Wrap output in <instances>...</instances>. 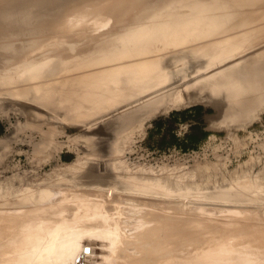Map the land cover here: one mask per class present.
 I'll return each mask as SVG.
<instances>
[{
  "label": "rangeland",
  "instance_id": "rangeland-1",
  "mask_svg": "<svg viewBox=\"0 0 264 264\" xmlns=\"http://www.w3.org/2000/svg\"><path fill=\"white\" fill-rule=\"evenodd\" d=\"M216 1L217 3H222L224 1V4L230 2L228 5H231L232 8L236 5L235 2H237V5L235 6L236 9H230L235 11L236 16L231 19V25L229 24L230 27L228 26L229 30H231L232 25L236 24V21L239 23L241 18L243 19L240 21L241 26L239 23V27H236L237 25L232 27L233 31L235 27L238 28L235 29L234 32L227 30L228 34L233 35V33H235V37L232 46L217 53V64L219 66H216V69L212 68L210 70L214 61L211 62L210 60H207V56H204V59L199 61L198 64H203V66H201L202 68L200 73L202 71L203 73L210 74L217 71L218 74L223 67L239 63L234 68L236 70L232 68L230 69V71L236 72L235 75H238V71L241 73L240 77L237 78V81L240 84L239 95L234 101H229L230 105L226 102L223 96H218L217 101H195V104L191 102L192 104L189 103L187 106H180L181 104H177L165 111L158 112L149 117H139V119L135 120V123L130 122L127 125L123 124L124 126L122 127V123H118L119 121L116 122V119H118L116 117L127 111L130 104L135 106L139 103L133 101L126 106L120 107V105L116 104V101H105V103H108L109 106L106 105L104 109L98 111L97 113L90 114L89 112L91 110L87 109L88 115L91 116V118L85 122L75 118L77 108L72 100V98H74L73 96L75 91H69V88L71 89L74 83L77 82V80L74 82L77 73V76L81 78L84 76V73L89 74V72H97L95 67L98 66H95L96 64L94 63V65L92 62L91 63L93 65L91 66L95 69L90 67L91 71H89V66L86 69L83 68L87 65L88 61L92 60L91 57L88 56L93 57L94 54L97 53V55H99V51H101V49L110 46L112 39H115V36H118V34L120 35L121 32L124 33V30L126 29L127 32L125 31V36L123 37L124 39L126 38V33L128 35L135 34V28L133 27L136 25V27H138V24L143 25L144 21L146 23L150 22L151 20L149 21V19H154L156 13H159L161 9L162 12L164 9H167L164 12L167 11L168 13L166 12V15L170 17L171 15H175L174 20L170 21L169 24L173 25L179 22L181 25L200 30V26H202L203 23L201 24L197 18H200L202 22H206L208 18H212L211 20H214V18H217L221 11H224L222 8L216 9L214 7H208L212 10H208L210 14L205 13V7ZM223 1L168 0L167 2V0H0V206L3 208H0V212H3L0 213L3 215H1L2 217L0 216V218H4L5 220V217L13 212V214L9 216H13L14 218L19 217L18 219H20L18 220L19 222L15 224L17 227V225L20 224V221L21 224H27L26 221L31 222V220H36L35 218L31 219V216H33L31 210L33 209L35 210L36 208L38 209L41 207V210L47 214L50 213L55 208L53 209L49 203H53V200H56L57 202L58 199L59 201L64 200V194H67V197L76 195L77 198L78 196H84L86 192L85 195L95 196L93 193V190H96L94 187L95 185L90 182L83 183L81 186V183L79 182L74 183L75 179V182L78 181V176L76 175L80 174V171L76 169L79 167L71 169V171L69 169V165L76 164V162L79 165L82 163L88 164V162L92 161H89L90 159L97 158L96 155L94 157V154H99L98 152L100 151L97 150H99L100 146L103 148L104 155L102 157L98 156V159L102 158L101 160L104 162L105 159L120 157L119 159L124 161V168L128 173L126 175L129 176L128 178L125 176V180L128 181L129 179L130 181V178L132 177V180L130 181L131 183L129 181L128 182L133 185L136 184L133 189H130L131 191H128V193L138 190L139 188L141 189L146 182H150L149 179L151 180V178L153 179L154 176H156L159 182H154L157 186L154 184L153 188H151L153 189L151 191L154 193L148 192L149 190L144 192V190L140 189L139 192H148L144 195H149L150 193L151 195L149 196L156 194L153 195L155 197H153L154 199L157 197V201L155 200L156 203L160 201L162 203L166 202L165 204L169 206L170 202V206L174 204L173 207H175L179 202L182 204L184 210L185 207L187 209L189 206L187 212H185L186 210L184 211L181 208V205L178 204L176 208L179 209H176V214L174 215L175 212L170 213L173 214V217L184 218L185 216V219H190L191 217L188 218V216L190 215L193 217L196 213L195 210H198L197 212L200 217L204 214L206 216L205 219L207 217L211 218L212 216V218H216L220 223H225L228 219L234 217V212L239 208H256L255 210L259 209V212L262 210L260 213H256L254 210L256 215L260 214L258 215V218H264V173H261L264 171V13L263 15L261 13L262 10L264 11V0L258 1L259 3H254L252 1L245 2V0ZM232 1H234V4ZM162 3H164V6L161 5ZM260 17L262 20L259 19ZM154 20V22H157V19ZM244 20H249L250 23L247 24ZM242 26H244V29H239L243 28ZM213 27L214 25H212V28ZM203 32H205V30ZM227 32L225 35L221 32L220 37L222 36L223 38H226ZM208 38H210L212 42H216L217 34H212ZM79 41H81V43ZM195 43L196 42L193 44ZM190 44L191 43L188 44L189 46H186V44L184 47L179 45L183 48H178L179 46H169L170 48H165V44L161 46V43H156L155 46H152H160L162 50L165 48L163 51L164 54L176 56L175 63L177 62L176 66L177 68H180V65L183 66V62L180 61L181 58H179V55H182L180 53H182L185 47L192 46ZM173 48H177V52H175ZM178 49L181 50L179 54ZM162 50H157L159 55L163 54H160V51L162 52ZM165 50L168 51L166 52ZM174 53H177L178 55H175ZM41 56L44 57V60L35 61L33 59L34 57L37 58ZM81 57H85V59ZM71 59L74 60L72 61ZM49 60L57 61L58 66H52L50 63H47L52 62ZM177 60H179V62ZM220 62H223L222 65L224 66H222ZM109 64L112 65L107 67L105 64L103 65L104 69L100 68V70L107 71L108 74H106V76L113 81L112 78L118 76V67L115 68V61ZM197 65H194L193 69L194 67L196 68ZM187 67L191 69L192 65H188ZM86 70H88V73L85 72ZM100 70L98 69V71ZM82 71L84 73H82ZM70 72H72L73 77L70 76ZM79 73L82 74L79 75ZM262 74L263 76H261ZM207 75L199 76L200 78L197 80L203 79ZM24 76H27L28 79ZM30 76L33 77L34 80H37L38 83H40V86L41 83L42 85L45 84L44 87H39L42 93H46L50 87H53L54 91L59 96H62L63 93L66 94L65 96L67 97V101H64V104H62L63 106L60 108L58 103L56 105L53 103L50 105L51 102L47 103L37 99L33 100L31 97H25L19 94L17 91L18 88L16 87H19L20 91L23 88L30 89L32 86L31 83H33L34 80L33 78L30 80ZM67 76H69V81ZM71 78H73V81ZM26 79L32 82H27ZM71 81L73 84L70 83ZM245 81L248 83L243 84ZM26 83H30L31 86L28 88L29 84H27V87H25ZM23 84L24 87L21 86ZM241 84L243 85L241 86ZM246 85L248 86L247 90ZM257 85L261 86L258 90L255 89V86ZM20 86L23 88L20 89ZM64 86H68L69 88L66 90ZM180 97L182 96H178L177 99H180ZM34 102L42 104L38 105ZM33 103L34 105L32 106ZM47 106H50V108ZM45 107H47L48 110ZM261 107H263V109ZM26 108H29L30 111L29 109L26 111ZM31 109L33 110V113L31 112ZM67 109L68 112L71 109L69 116L64 115L66 114ZM54 110H57V113ZM39 114L42 115L40 116ZM92 117L95 119L93 120ZM107 120L108 122L111 120L110 122L113 123L110 124L109 122L108 124ZM92 121L94 122L93 124H91ZM97 124H99L100 128L103 126V129H101L102 133L100 132V135L98 136L102 145L101 143L92 144L90 141L91 137L95 135L94 133L92 135V133L89 132L92 131V128H94V130L95 128L98 129L99 127ZM108 125H110V127ZM114 125L116 128H114ZM120 126L122 128H120ZM112 129L113 131L116 130V132L114 131L116 134L113 133ZM103 131L107 136L103 133ZM110 132H112V136ZM58 157L61 160L57 161L59 159ZM86 157L88 160H86ZM105 162L103 163L104 166L98 162L97 164L94 163L96 165L93 163H90L89 165H93V171L96 170L94 171L95 174H98L99 171L100 173L104 172L103 174L106 175L114 169H111L113 167L110 163L111 160L110 162H107L109 164V168L108 166H105L107 164H105ZM94 166H98V168H100L97 170V167L95 168ZM106 167L109 172L108 170L105 171ZM135 167L137 169H135ZM133 169L136 171H133ZM119 170L123 173V167ZM67 171L69 176L72 175L71 177H69L68 174H64ZM61 172L65 175V177L62 176L65 179L61 178ZM69 172L74 173L70 174ZM140 172L142 174L144 172L146 173H144L145 175H141ZM113 173L115 174L118 172L113 171ZM134 175L136 177L138 176L137 179ZM66 176L69 177V179ZM168 176L172 178V183L175 185L170 182L174 188L171 186L172 192L167 191L166 193L167 188L170 186V183L166 180L171 181ZM141 177H143V181L140 180ZM35 178H37V180ZM133 178L135 180H133ZM175 178L178 179L176 180ZM174 179L177 184L174 183ZM138 181H142V183L140 182L142 185ZM144 181L146 182L144 183ZM165 181L167 182V185ZM227 182L228 184H225ZM30 183L32 185H29ZM69 184L71 187H69ZM84 184L85 186L82 187ZM159 184L161 189H157ZM241 184L246 187H240L242 186ZM43 185L44 187L46 186V188H43ZM7 186H9V189L10 186L13 187L11 189L16 194L11 193V196L12 194L13 197L14 195L15 197L18 196V199H15L14 197V200H12L13 197H11L12 199L8 201L10 195L9 193H6L8 192ZM35 186H38L36 188L37 190L39 189L38 191L35 190ZM40 186L42 188H40ZM48 186H51L52 188H47ZM56 186L57 188L59 186L61 187L58 189L54 188ZM23 187H25L24 190L28 187L30 192H39L40 190L50 189L53 196L46 199L31 198L23 201V195L18 192L21 191L20 189ZM28 188L25 191L22 189L23 191L21 192L23 194L26 193V191H29ZM30 188L33 189L31 190ZM60 188L65 190L62 191ZM69 188H72L71 191ZM75 188L77 189L75 190ZM78 188H81V191L80 189L78 190ZM82 188H86V191L84 189L83 191ZM87 188L89 189V194H87ZM171 188H169V190H171ZM15 189L17 192H15ZM155 189L156 191L160 190V194L165 191V193L163 192L165 196L162 194V197L159 194L161 196L160 197L158 192L154 191ZM240 190L243 191L241 192ZM81 192L82 195L80 194ZM170 192L172 194H168ZM68 193L72 195H68ZM142 194L138 193V195ZM221 194H225V197L221 196ZM138 195H136V197ZM166 195H168V197L176 195L174 197L179 196V198H185H180V200H178V197H172L173 199H169ZM1 196L5 197L2 198ZM58 196L63 197L64 199H61ZM143 197L144 196L142 195V197L138 198L144 199L146 196L144 198ZM164 197L166 198L164 199ZM197 197H199L200 200L197 201L196 199H199ZM167 198L172 201H168ZM1 199L5 202H2ZM158 199L160 201H158ZM125 200L131 199H123V202H125ZM182 200L186 203L184 204ZM65 201H63V203L68 204L69 201ZM8 202L12 203H9V206H7ZM20 202H23L21 203L23 205L19 204ZM24 202H29L32 209L31 206L27 203L24 204ZM31 202L34 205H32ZM39 202L41 203L39 204ZM5 203L7 204L4 205ZM42 203H44L45 206ZM47 205L49 207H47ZM196 205H199L197 206V209ZM4 207L5 211H3ZM18 207L22 210L18 209ZM23 207H25V209ZM44 207H46V209L48 208V212L44 210ZM27 208L31 211H29L31 214L26 211L27 214L25 213L22 215L21 211L28 210ZM201 208L203 210H201ZM189 209L191 210L189 211L190 213L188 212ZM199 209L201 212H199ZM115 210H117V208H115L114 211ZM177 210H179V212L183 211L182 214H178L179 212ZM206 211L207 213H205ZM209 211L213 212L209 213ZM227 211L228 213H226ZM19 212L21 215H19ZM184 212L185 214L188 213V216L185 215ZM191 212L193 215H191ZM15 213H17L18 217L17 215L14 216ZM46 213H43L44 216H50L52 214V212L50 215H47ZM66 213L67 215H70V213ZM198 213L195 214L193 218H196L195 216H197ZM5 214L7 215L5 216ZM25 215L30 217L31 220ZM9 216H7L8 220L10 219L11 221L12 219V221H14L13 217ZM21 216H23V218H21ZM24 217L27 219L25 221L26 223L23 222V219H25ZM1 219L0 221L5 224L1 225L0 222V226H2L0 228L1 230L6 228L5 230H2V232L8 231V233L5 232V234H3L0 230V235L3 234L0 238V252L1 250H4L3 252L6 253L5 249H8L9 251H7L11 252H7L6 255L4 253L1 255V252L0 255L3 257L0 256V263L14 264L13 259L16 251L10 242L18 241L22 238L25 226L23 224L19 225L21 228L17 227L16 230H18V234L12 221H4L3 219L2 221ZM44 220H46L45 217ZM13 226L15 228H12ZM53 229H55V227ZM10 230L14 232L16 231V234H13ZM81 237L82 238H80V241L78 242V248L80 251H74L75 253L73 254L74 264H109L107 256L111 251L109 247V243L111 242L108 238L102 237L101 235H93L95 238H92V235H89L88 232L84 233ZM190 240H193V238H190ZM221 241L228 243L230 246L234 244V241L229 242L228 239H222ZM6 243L12 246H6ZM235 246L236 245L234 244V247ZM82 251L84 252L82 253ZM50 256L64 259L67 254L59 252L57 254L53 253ZM79 257L80 259H78ZM7 258L9 260H7ZM4 259H6L5 262ZM32 264H39V257L35 258V260L32 261Z\"/></svg>",
  "mask_w": 264,
  "mask_h": 264
},
{
  "label": "bare ground",
  "instance_id": "bare-ground-1",
  "mask_svg": "<svg viewBox=\"0 0 264 264\" xmlns=\"http://www.w3.org/2000/svg\"><path fill=\"white\" fill-rule=\"evenodd\" d=\"M220 1H223V0H220ZM247 1H252L255 3V2H258L260 0H245V2H247ZM167 2H168V0H167ZM232 2L234 4V1H232ZM232 2H231V4H232ZM229 3L224 4V1L222 3H217V1H216L210 5H207L205 7V13H209L208 10H212L208 7H214L216 9L222 8L224 11H221L219 13V15L217 16L218 19L214 18V20H211L212 18H208L206 20V22H202L200 18H197V20L200 21L201 24L203 23V25L200 26L201 27L200 30L193 29L192 27H188L185 25H181V24H179V22L175 23L173 25L169 24L170 21L174 20L175 15L174 16L171 15V17H170V16L166 15L168 13L167 11H166L167 13L164 12L167 9H164V11H163L164 13L161 11L162 10L161 9L159 13H156V16L154 18V19H157V22H154L155 20L151 18V19H149V21L151 20L150 22L146 23L144 21V24L143 25L138 24V27H136L137 26L136 24H135L136 26L133 25V26H135V27L132 26L133 28H135L134 29L135 34L128 35L126 33L125 39L123 37L125 36L124 34H125V31L127 32V29L124 30V33L121 32L122 34L120 33V35L119 34H118V36L116 35L115 36L116 38L112 39L111 45L108 47H105L104 49H101V51H99V55H97L98 54L97 53V54H94L93 57L88 56V57H91V59L93 61L92 60L88 61L87 65H85L83 68L86 69L89 66L88 70L91 71L90 67H92L91 65H93L95 63L96 65L95 64L94 65L98 66V67L94 66L97 69L96 73L95 72H92V73L89 72V74H86L82 71V73H84L83 74L84 76L81 78L77 76L78 75V73H77L76 79H74L75 80L74 82H76V80H77V82H76L77 84L74 83V85L72 87L70 86L71 89L68 86H64L66 88V90H67V88H69V91H75V94L73 96L74 98H72V100L74 101V104L77 108L75 118L77 120H83L85 122L86 120L91 118V116L88 115L87 109L91 110L89 112L90 114L91 113H97L98 111H101L102 109H104L106 105L109 106L108 103H105V101H108V102L116 101V104L120 105V107L126 106L127 104H129L133 101H135L136 103H139L138 105H135V106L130 104L129 109L127 111H125L124 113H122L121 115H118V117H116L119 120L116 119L117 121L116 120L115 121L116 122L119 121L118 123H122V125L120 124L122 127L124 125L129 124L130 122L135 123V120L139 119V117H145V118L149 117V116L156 114L158 112L165 111L166 109H168L174 105H177V104H181L180 106H185V105L187 106L191 102L195 104V101H197V102L198 101H210V100L217 101L218 96H223L224 99L226 100V102L230 105L229 101H231V102L234 101L239 95L240 84L238 83L237 78L240 77V74H241L238 71V75L237 74L235 75L236 72L230 71V69L231 68L234 69L239 63H234L230 66L223 67V69H221L218 74H217V71H215V72L210 73V74L207 73L208 75L206 73H203L202 71L200 73V70L202 68L201 66H203V64L202 63H201V65L198 64L199 61L204 59V56H207V60H210L211 62L214 61L213 64L211 65V68L209 67L210 70L212 68H215L216 66H219L217 64V53L219 51L225 50L226 48L232 46L233 41H234V37H235V35H234L235 33H233V35L228 34L227 30L230 32L231 31L234 32L235 29H238L236 27H239L238 24L240 23V21L243 18H241L239 23H237V21H236L235 25H237V26L235 27L234 31H233L232 27L235 25H232L231 30H229V27L231 25L230 21L233 17L236 16L235 11H232V10L236 9L235 6L237 5V2H235L236 5L233 8L231 7V5H228ZM233 4H232V6H233ZM161 5L164 6V3H162ZM261 7H262V5H261ZM263 8H264V6H263ZM230 9H232V10H230ZM258 12H260V11H258ZM261 13L263 15L264 11L262 10ZM258 14L261 15L260 13H258ZM160 15H162V16H160ZM259 19H261V17ZM236 20H238V19H236ZM222 22H224V23H222ZM244 22H247V24L250 23L249 20H244ZM233 23H234V21H233ZM243 24H245V23H243ZM247 24H245V25H247ZM212 25H214L213 28H212ZM240 26H241V23H240ZM244 26H242L243 28H239V29H241V30L244 29ZM133 28H131V29H133ZM204 30H205V32H203ZM221 32L224 35L227 32V34H226L227 37L226 38H223L222 36L220 37ZM236 32H238V31H236ZM212 34H217V41L216 42H212V40L210 38H208ZM79 42L81 43V41H79ZM192 42L193 43L196 42V43L193 44ZM224 42H227V43H224ZM156 43H161V46L165 44V48H167L169 46L170 47L171 46L177 47L179 45L180 46L182 45L184 47V45L187 44L186 46H189L188 44L191 43L190 45H192V46L185 47L187 49L184 48L185 51L183 49L182 53H180L181 50L178 49V54L179 53L182 54V55H179V58H181L180 61L183 62L184 67L182 65H180L181 67L177 68V66H176L177 62L175 63V57L176 56L164 54L163 51L165 48L162 50V48L160 46L154 47L156 45ZM152 45H154V46H152ZM180 46L178 48H183ZM160 49L162 50V52L160 51V54L163 53L164 55L163 54L159 55V52L157 50H160ZM176 49L177 48H173V50L175 52H177ZM168 50H165V51L167 52ZM157 52H158V54H157ZM169 54H170V52H169ZM95 55H97V56H95ZM81 58L85 59V57H81ZM33 59L35 61L44 60V57H42V56L37 57V58L34 57ZM71 60L73 61L74 59H71ZM71 60H68V61H71ZM49 61H52V62H47V63H50L52 66H58L57 61H53V60H49ZM114 61L116 62V65L114 64L116 66L115 68L118 67V69H117L118 76L112 78L113 81H111L106 76V74H108V72L104 71V70L101 71L100 68L104 69L103 65L106 64L108 67L109 65H112L109 63H112ZM177 61L179 62V60H177ZM220 63L222 65L223 62H220ZM226 63H227V60H226ZM65 64H66V61H65ZM65 64H63V65H65ZM188 65H192L191 69L189 67H187ZM194 65H197V67L196 68L194 67V69H193ZM222 66H224V65H222ZM95 68H93V69H95ZM98 69L100 71H98ZM88 70H86L85 72H87ZM234 70H236V69H234ZM115 72H116V70H115ZM209 72H211V71H209ZM70 73H69L70 76L73 77L72 72H70ZM81 74L79 73V75H81ZM204 75H207V76L203 79L197 80L200 78L199 76H204ZM261 76H263V74ZM30 77H29V79L31 80L33 77H31V78ZM68 78H69V76H67V79ZM27 79H28V77H27ZM27 79H26V81L28 82L29 80H27ZM71 79L73 81V78H71ZM33 80H34V78H33ZM34 81H36V82H34ZM34 81H33V83H31L32 81H29L32 86L30 85V83L25 84V87H27V84H29L28 88H29V86H31L30 89H24L23 88L24 84L21 85L23 87L20 86V89L23 88L20 91H19V87H16V88H18L17 91L19 92V94H21L22 96H25V97H31V99H33V100L37 99V100H40L42 102H47V103L51 102L50 105L52 103L54 105H56L58 103V106L60 105L59 106L60 108H61V106H63L62 105V104H64L63 102L67 101V97L65 96L66 94L63 93L62 96H59L58 94H56L53 87H50L46 93H42L40 91L39 87H41V86L44 87L45 84L42 85V83H41V86H40V83H38L37 80H34ZM68 81H69V79H68ZM72 81L70 82L71 84H73ZM34 83H36V84H34ZM246 83H248V82L245 81L243 84H246ZM243 84H241V86ZM62 85H63V83H62ZM59 86H61V85H59ZM13 87H15V86H13ZM247 88H248V86L246 85V90H247ZM260 88H261V86H259V85L255 86V89H257V90ZM42 90H43V88H42ZM61 93H62V91H61ZM112 93H113V96H112ZM178 96H182V97H180V99H177ZM22 99H25V98H22ZM36 102H34V103H36ZM72 102H70V103H72ZM30 103H31V100H30ZM34 103L32 104V106L34 105ZM36 104H38V103H36ZM41 104H38V105H41ZM15 106H17V105H15ZM32 106H31V108H32ZM9 107H11V106H9ZM42 107H43V105H42ZM47 107L50 108V106H47ZM47 107H45V108H47ZM261 108L263 109V107H261ZM28 109L26 111H28ZM68 109L66 111V114H64L65 116H67V115L69 116V114H70L71 109L69 112H68ZM47 110H48V108H47ZM51 110H53V109H51ZM29 111H30V109H29ZM32 111L33 110L31 109V112ZM39 115L41 116L42 114H39ZM92 119H93V117H92ZM45 120H46V118H45ZM144 120H143V122H144ZM107 122H108V120H107ZM109 122H108V124H109ZM93 123L94 122L92 121L91 124H93ZM104 123L107 124L106 122H104ZM111 123H113V122H110V124ZM97 125L99 127V124H97ZM118 125H116V126H118ZM100 126H102V125H100ZM108 126L110 127V125H108ZM121 126H120V128H122ZM95 127H97V126H95ZM102 127L101 128L99 127L98 129L95 128V130H94V128H92V131L89 132V133H92V135H93V133L95 135V136H92L90 139L92 144L101 143L100 142L101 140L99 141L98 136L100 135L101 129H103ZM105 128H107V127H105ZM114 128H116L115 125H114ZM88 130H89V127H88ZM118 130H119V128H118ZM104 131H105V129H104ZM104 131H103V133L106 135V133ZM112 131H113V129H112ZM114 131L116 132V130H114ZM114 131H113V133H115ZM86 133H88V132H86ZM110 134L112 136V132H110ZM100 139H101V137H100ZM101 145H102V143H101ZM104 146H105V144H104ZM107 146L109 147L108 144H107ZM97 148H99V147H97ZM101 148H102V146H100L99 150H97V151H100V152H98L99 154H97V153L94 154V157L96 155L97 158L93 159L92 156L90 155V157L92 159H90L89 161H91V160L92 161L88 162V164L85 163L86 166L83 163L79 165L76 161H75L76 164L72 163L73 165H69L70 170L76 169L79 167L78 169H76V170L80 171V174L76 175V176H78L77 177L78 181L75 182L76 181V179H75L74 183L79 182V183H81L80 184V186H81L83 183L90 182L91 184L95 185L94 187L96 190H93V193L95 194V196L94 195H85L86 192H85V194L83 193L84 194V196H83L82 192L86 188L85 189L82 188V190L84 189L80 193L82 195V197L78 196L76 198V195L74 196L72 194H69L70 192L68 193V195H72L70 197L69 196L67 197L66 196L67 194H64V195L61 194V195L65 196L64 197L65 199L63 197H60V196H58V197H60L61 199H64V200L59 201V199L57 197L58 202L56 200H53L54 201L53 203H51V204L49 203V205H51V207L53 209L55 208L54 210H52V208H51L52 214H51V212L48 213L49 215L51 214L50 216H44V214L46 212L41 210V207H40L41 205L39 206L40 208H38V209L36 208L35 210L34 209L31 210L32 212L28 208H27L28 210H24L25 207H23L24 211H21L22 215H24L26 213V211H28V212L30 211L31 213H33L32 214L33 216H31L32 217L31 219L35 218L36 220L32 221L30 219V217H27L26 215L25 216L27 218H29L31 220V222L26 221L27 220L26 217H24L25 218V219H23L24 221L21 219L23 222H25V221L27 222V224L23 223L25 226V229L23 231L24 234H23V236L21 235L22 238L20 240L10 242V244L12 243V245L16 251L15 257L13 259L14 264H32V261L38 257H39V264H74V262H73V260H74L73 254L75 253L74 251H77V252L80 251V249L78 248V244H79L78 242L80 241V238H82L81 236H83L84 233H87V232L89 233V235H92V238H95V237H93V235L94 236L101 235L102 237H106L110 240L111 243H109V247H110L111 251L107 256V261L109 264H264V218H262V217L258 218V215H260V214L256 215V213L259 212V209H257V210H255L256 208L255 209H253V208L252 209L251 208L250 209L249 208H239L237 210L235 209L236 211L234 210L235 211L234 215L232 214L234 217L228 219V221L225 223H220L219 221H217L216 218H212V216H211V218L207 217L205 219L206 216L203 214L200 217L199 213L197 212L198 210H195L196 211L195 214L198 213V215H199V216L197 215L198 217L195 216L196 218H193L195 214L193 215L192 212H191V215H193V217L190 215L188 216L187 215L188 213L185 214V212H187V209L189 208V206L187 209L185 207V210H186L185 211L184 208L182 207V204H180L178 202L177 205L178 204L181 205V208L185 211L184 214L187 215L188 218L189 217H191V218L185 219L184 215H183L184 218L181 216H180L181 218L173 217L172 216L173 214H170V213L171 212L174 213L176 211V209H179V208H176L177 205L175 207H173L174 204L172 206H170L171 203L169 202L170 205L167 203L169 205V206H167L165 204L166 202H163L164 203L163 204L159 199H158V201H160V202L156 203L157 197H156V199H154L155 197L153 196L156 194H152V196H149V195H151L150 193H154L151 191V190H153L151 188H153V185L158 181V178L156 176H154V178L156 177L157 179L153 178L154 179L153 180L151 178V180L149 179L150 182L144 181V183L145 182L146 183L143 185V187H141V189L139 188L140 190H144V192L149 190L148 192H150V193H149V195L147 194L148 195L147 196L144 194H146L148 192H146V193L139 192V189L128 193V191H131L130 189H133L134 185H136V184H134V185L130 184L132 177L130 178V181L128 179V181L130 183L125 180V176L127 178L129 176L126 175L128 173L125 171V168H124L125 165L123 163L124 161L119 159L120 157L118 158V157L114 156L115 158L111 157L112 159L109 158V159H105L106 162L104 161L106 164L108 161L110 162V160H111L110 163L113 166L111 169H114L113 171L114 172L116 171L118 173L114 174L113 171H110V173L105 175V174H103L104 172L100 173L98 171V174H95L94 171H96V170L93 171V165L91 166L89 164L90 163H93V164L96 163L97 164V162L101 163V164L104 163L101 160L102 158L98 159V156L102 157L104 155L103 154V148H102V150H101ZM106 152H107V150H106ZM59 160H61V159L59 158L57 161H59ZM86 160H88V158ZM86 160H85V162H86ZM77 161H78V159H77ZM66 164H69V163H66ZM96 164H94V165H96ZM98 166H96L97 170L100 168V167L98 168ZM103 166H104V164H103ZM105 166H108V168H109L108 163ZM122 167H123V173H121L119 170ZM102 168H104V167H102ZM105 169H106L105 171L108 170L107 167ZM135 169H137V168L135 167ZM135 169H133V171H136ZM108 172H109V170H108ZM147 172H148V170H147ZM72 173H74V172H72ZM72 173H70V174H72ZM144 173H146V172H144ZM201 173H203V172H201ZM261 173H264V171H262ZM61 174H62V172H61ZM64 174H68V171ZM64 174L60 175L61 178H63L62 176L65 177ZM143 174L141 173V175H143ZM204 174H205V171H204ZM73 175H75V174H73ZM68 176H69V174H68ZM71 176H69V177H71ZM76 176H73V177H76ZM149 176H150V174H149ZM69 177H67V178L69 179ZM137 177L135 176L136 179H137ZM142 178L143 177H141L140 180H142ZM169 178L171 179V181H169V180H166V181L169 183L170 182L172 183L173 182L172 178L171 177H169ZM169 178H167V179H169ZM35 179L37 180V178H35ZM63 179H65V178H63ZM175 179H174V181H175ZM133 180H135V179L133 178ZM159 180H160V178H159ZM142 181H140V182L142 183ZM133 182H135V181H133ZM167 182H166V185H167ZM228 182L225 184H228ZM31 183L29 185H32ZM171 183H170V186L168 185L169 188H171V186L174 188L173 185H175V184L172 183L173 185H171ZM174 183H176V181ZM6 184H5V187H6ZM29 185H28V187H29ZM22 186H23V184H22ZM65 186H67V185H65ZM72 186H75V185H72ZM84 186H85V184L82 187H84ZM89 186H91V185H89ZM5 187H1V188H5ZM7 187H8V192H6V191L5 192L7 194L9 193V195H10V197L8 199V201H9L10 199H12L11 197H13V194L11 196V193H14V192L11 189V188H13L12 186H10V189H9V186H7ZM28 187H26V189ZM37 187L38 186H35V190H37L36 189ZM49 187L52 188L51 186H48L47 188H49ZM59 187H61V186H59ZM63 187H64V184H63ZM69 187H71V185ZM160 187L161 186L159 184L157 189H159ZM240 187L245 188L246 186L242 185ZM14 188H15V185H14ZM24 188L25 187L21 188L20 190L23 191ZM40 188H42V187L40 186ZM43 188H46V186L44 187V185H43ZM54 188H57V186ZM169 188H167L166 193H167V191L172 192V188H171V190H169ZM16 189H15V192H17V190H19V189H17V190ZM67 189H68V187H67ZM69 189L71 191L72 188H69ZM76 189L77 188H75V190ZM79 189L81 191V188H78V190ZM28 190H29V188H28ZM63 190H65V189H63ZM75 190H74V192H75ZM164 190H165V188H164ZM21 191H18V192L23 195V197H22L23 201L29 200L31 198L46 199L49 197L51 198L53 196V193L51 192L50 189L40 190L39 192H32V191L30 192V190H29V191H26V193H24V194ZM87 191H88L87 194H89V189ZM154 191H156V189ZM240 191L242 192L243 190H240ZM156 192H158V195L160 194V190L156 191ZM163 192L165 193V191H163ZM163 192H161V193L164 195ZM171 192L168 194H172ZM78 193H79V191H78ZM138 193H141V194L143 193L142 195L144 197L145 196L146 197L145 198L143 197L144 199H139L140 197H142V195H138ZM196 193H200V192H196ZM196 193H194V194H196ZM14 194H16V193H14ZM162 194H160V195L163 197ZM17 195H18V193H17ZM136 195H138V196L136 197ZM200 195H202V194H200ZM159 196H158V198H159ZM166 196L168 197V195H166ZM174 196H176V195H174ZM174 196H172V197H174ZM196 196H194V197H196ZM198 196H199V194H198ZM221 196L225 197V194H221ZM4 197H2V198H4ZM14 197H15V195H14ZM14 197L12 200H14ZM172 197H168V198L171 199ZM177 197L179 198V196H177ZM177 197H174V198H177ZM74 198H76V199H74ZM165 198L166 197H164V199ZM168 198H167L168 201H172V200H169ZM180 198H183V197H180ZM180 198L178 200H180ZM197 198H199V197H197ZM15 199H18V196L15 197ZM19 199H21V198H19ZM123 199H131V200H125V202H123ZM164 199H162V200H164ZM196 200L198 201V200H200V198L196 199ZM63 201H65V202L69 201V202H68V204H65V203H63ZM2 202H5V201L2 200ZM182 202H183V200H182ZM9 203H12V202H8L7 206H9ZM21 203H23V202H20L19 204H21ZM25 203H27V202H24V204ZM40 203L41 202H39V204ZM45 203H48V202H45ZM0 204H1V202H0ZM6 204L7 203H5L4 205H6ZM13 204H14V202H13ZM27 204L29 206H31L29 204V202ZM31 204H32V202H31ZM42 204L44 205V203H42ZM175 204H176V202H175ZM21 205H23V204H21ZM32 205H34V204H32ZM186 205H188V204H186ZM36 206H38V205H36ZM197 206H199V205H196V209H197ZM200 206H201V204H200ZM5 207H4L3 211H5ZM11 207H13V206H11ZM35 207H33V208H35ZM47 207H49V206L47 205ZM0 208H1V206H0ZM44 208H42V209L47 211L48 208L47 209H46V207H44ZM115 208H117V210L114 211ZM202 208H201V210H203ZM1 209H3V208H1ZM18 209H20V208L18 207ZM31 209H32V206H31ZM20 210H22V209H20ZM254 210L256 213L254 212ZM16 211H17V209H16ZM177 211L179 212V210H177ZM189 211H191V210L189 209L188 212ZM192 211H194V210H192ZM204 211H205V209H204ZM8 212H7V214H8ZM66 212H68V214L70 213V215H67ZM182 212H179L178 214H182ZM199 212H201L200 209H199ZM210 212L211 211H209V213ZM252 212L255 214H253ZM21 213L19 212V215H21ZM205 213H207V211ZM226 213H228V211ZM7 214H5V216ZM12 214H13V212H11V214H9V215H12ZM175 214H176V212L174 213V215ZM262 214H263V212H262ZM1 215L2 214H0V216ZM9 215H7V216H9ZM16 215H17V213H15L14 216H16ZM203 216H204V218H203ZM6 217H5V220H4V218H2V219L4 221H9V222L12 221V219L10 221V219L8 220V217L7 218ZM9 217H13V216H9ZM17 217H18V215H17ZM44 217L46 218V220H44ZM18 218L13 217L14 221H12V222L14 225L17 224V222H19L18 220H20V219H18ZM21 218H23V216H21ZM3 224H5V223L1 222V225H3ZM6 224H10V223H6ZM23 224H21V221H20V224H18L17 227H19V225H23ZM11 225H9V226H11ZM4 226H7V225H4ZM0 227H2V226H0ZM15 227H16V225H15ZM15 227L13 226L12 228H15ZM17 227L15 228V230L17 229ZM54 227H55V229H53ZM19 228H21V227H19ZM5 229H2V230H5ZM0 230H1V228H0ZM2 230H1V232H2ZM10 231L13 232V234L14 233L16 234V231L18 232V230H16L15 232L12 230H10ZM5 232L8 233V231H3L2 233L5 234ZM10 233H9V235H10ZM3 234H1V235L3 236ZM18 234H19V232H18ZM1 235H0V238H1ZM189 237L193 238V240H190ZM14 238H15V236H14ZM222 239H228L229 242L234 241V244L236 246L234 247V244L230 246L228 243L222 242L221 241ZM5 240H7V239H5ZM5 242H4V244H5ZM192 242H194V243H192ZM190 243H192V244H190ZM10 244L6 243V246H8ZM12 245H10V246H12ZM6 246H3V247H6ZM7 250L8 249H5L6 253L3 252L4 250H1V252H2V253L0 252L1 255H3V253L6 255L7 252L9 251V250L8 251ZM12 250H13V248H12ZM10 252H8V253H10ZM59 252H61L63 254H67L66 258H64V259L60 258L59 259L55 256H50L53 253L57 254ZM83 252L84 251H82V253ZM12 253H13V251H12ZM5 255H4V258H5ZM9 256H6V257H9ZM1 257H3V256H1ZM78 259H80V257ZM5 260L6 259H4V262H5ZM7 260H9V259L7 258ZM7 264H9V263H7Z\"/></svg>",
  "mask_w": 264,
  "mask_h": 264
}]
</instances>
